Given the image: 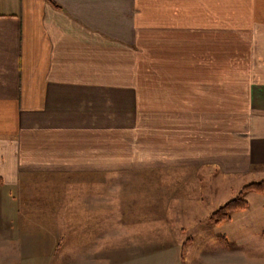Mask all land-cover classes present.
<instances>
[{"label":"crops","instance_id":"0c3cea01","mask_svg":"<svg viewBox=\"0 0 264 264\" xmlns=\"http://www.w3.org/2000/svg\"><path fill=\"white\" fill-rule=\"evenodd\" d=\"M201 172L264 177V0H0V264H101L98 209Z\"/></svg>","mask_w":264,"mask_h":264},{"label":"rangeland","instance_id":"374dc122","mask_svg":"<svg viewBox=\"0 0 264 264\" xmlns=\"http://www.w3.org/2000/svg\"><path fill=\"white\" fill-rule=\"evenodd\" d=\"M149 179L156 182L152 184L163 183L159 184L161 177L151 176L144 181L143 176L135 175L134 192L121 193L130 196V200L122 202L123 196H120L115 205L119 207L117 210L112 204L104 205L98 209V216H102L87 224L100 230L105 239L104 250L99 253L103 259L101 264H202L203 254L200 253L217 247L219 236L236 240L264 230V194L256 192L245 195L248 207L235 212L229 220L216 223L210 218L218 208L235 199L243 186L264 177L251 173L214 177L201 172L199 176L187 177L188 183L182 191L170 185L164 187L166 190L146 191L144 184L149 183ZM65 183V180L58 182ZM130 209H134V214L125 217ZM116 211L125 218L118 217ZM118 222L122 225H117ZM77 228L82 232L85 229L84 225ZM113 232L117 233L116 239L112 237ZM260 244L263 242L245 243L243 247Z\"/></svg>","mask_w":264,"mask_h":264},{"label":"trees","instance_id":"16d2710c","mask_svg":"<svg viewBox=\"0 0 264 264\" xmlns=\"http://www.w3.org/2000/svg\"><path fill=\"white\" fill-rule=\"evenodd\" d=\"M249 192L264 194V179L243 186L239 195L235 199L229 200L211 214V220L216 223H221L229 220L233 213L246 209L249 202L246 200L245 195Z\"/></svg>","mask_w":264,"mask_h":264}]
</instances>
